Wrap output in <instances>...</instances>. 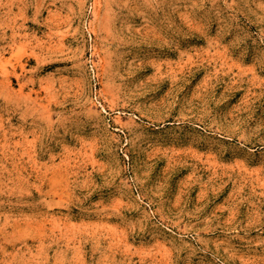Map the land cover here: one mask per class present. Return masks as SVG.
<instances>
[{"label": "rangeland", "instance_id": "1", "mask_svg": "<svg viewBox=\"0 0 264 264\" xmlns=\"http://www.w3.org/2000/svg\"><path fill=\"white\" fill-rule=\"evenodd\" d=\"M0 264H264V0H0Z\"/></svg>", "mask_w": 264, "mask_h": 264}]
</instances>
